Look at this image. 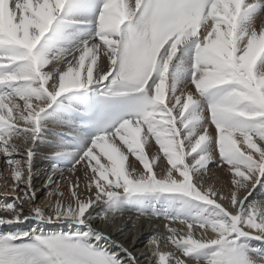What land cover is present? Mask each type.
<instances>
[{"label":"snow or ice","instance_id":"1","mask_svg":"<svg viewBox=\"0 0 264 264\" xmlns=\"http://www.w3.org/2000/svg\"><path fill=\"white\" fill-rule=\"evenodd\" d=\"M258 20L264 0H0V156L15 197L0 226L69 229L0 234V264H140L100 243L110 237L95 222L126 211L134 226L165 221L148 264H264L249 243L264 245V200L248 202L264 186ZM46 133L54 163L37 203ZM213 161L230 173L227 194L207 183Z\"/></svg>","mask_w":264,"mask_h":264},{"label":"bare ground","instance_id":"2","mask_svg":"<svg viewBox=\"0 0 264 264\" xmlns=\"http://www.w3.org/2000/svg\"><path fill=\"white\" fill-rule=\"evenodd\" d=\"M261 24H264V20L257 21V30ZM51 66H49V69ZM48 70V69H46ZM186 92L187 91H195L194 86L190 83L185 86L181 85ZM57 131L64 132L67 129H57ZM52 135L51 133L45 134V139L38 142V147L36 149V157L34 162V174H33V184L37 189V203H42L45 200L47 189L44 187L45 182L47 180L48 175L52 174V165L54 163L52 159V153L48 150L47 145L51 144ZM153 145V151H158L157 146H155V142L151 141ZM162 156V154H160ZM16 158H22L20 155H17ZM130 161H133V157H129ZM138 167H142L139 165L138 161H135ZM166 163V161H164ZM60 168L64 169V175L67 177L70 174L68 173L69 164L61 163L59 165ZM79 175V173H78ZM54 179L60 180L61 177L57 173L54 176ZM230 173L225 170L218 168L216 166V162L213 161L209 165V178L207 183L209 185L214 186L217 189H220L224 194L228 193L230 187ZM13 183L11 179V172L8 169L6 162L2 156H0V205L5 203H12L15 200V197L9 195L5 197L3 195L5 191L6 185H11ZM10 191V189H9ZM61 191L65 193L66 196L69 194L68 185L62 181L61 183ZM55 200V197H53ZM264 200V186H258L257 190L253 192V194L249 197V203L257 202ZM100 211V209H97ZM25 214L28 213V208L25 206L24 208ZM7 215L4 212H0V216ZM136 213L134 211H126L123 217H118L114 225H105L100 220H97L96 226L100 229H104L105 233L110 237L109 240L101 241L100 243L108 248L110 251H117L119 249L113 243V241H117L120 244H123L125 247L129 248L140 260V264H148V260L146 257L149 254V244L150 240L153 236L157 234L166 235V229L164 228L165 221L163 218L153 219L152 221H148L146 219L141 218L139 222H137L134 226L133 221L135 220ZM128 217H132V219H127ZM123 225V232L118 231V227ZM36 229L38 231H43L45 233L52 232H61V231H69L66 225L53 224V225H38L37 222L30 220L24 223H14L12 225H3L1 226V231L4 233L9 232H17V231H30ZM135 237V243H133V238ZM250 246L254 248L264 247L259 241H250ZM163 248V243L161 245ZM163 250L168 251L171 250V246L168 248H163ZM123 255V253H121Z\"/></svg>","mask_w":264,"mask_h":264}]
</instances>
